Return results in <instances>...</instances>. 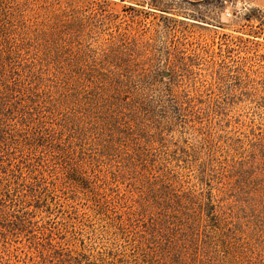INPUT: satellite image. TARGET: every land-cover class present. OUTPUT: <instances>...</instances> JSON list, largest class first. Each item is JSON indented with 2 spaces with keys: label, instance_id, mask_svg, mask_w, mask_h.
Segmentation results:
<instances>
[{
  "label": "rangeland",
  "instance_id": "374dc122",
  "mask_svg": "<svg viewBox=\"0 0 264 264\" xmlns=\"http://www.w3.org/2000/svg\"><path fill=\"white\" fill-rule=\"evenodd\" d=\"M4 3L1 19L28 32L17 43V63L30 68L32 85L49 91L47 121L61 122L68 102L73 119L101 121L104 109L89 105L102 86L96 77L109 79L118 62L143 74L130 91L154 112L111 147H103L108 132L81 136L71 126L68 157L35 154L36 183H45L39 193L35 178L24 187L36 195L10 206L17 219L0 211V264H174L170 251L147 241L138 209L143 176L162 171L213 198L224 214L232 210L219 231L204 229L214 261L186 257L188 264H264L263 219L243 206L254 205L255 175L249 188L240 185L248 173L264 172V0ZM135 149L146 152V164L129 166L116 152ZM18 219L25 224L13 225Z\"/></svg>",
  "mask_w": 264,
  "mask_h": 264
},
{
  "label": "trees",
  "instance_id": "16d2710c",
  "mask_svg": "<svg viewBox=\"0 0 264 264\" xmlns=\"http://www.w3.org/2000/svg\"><path fill=\"white\" fill-rule=\"evenodd\" d=\"M4 9H6L4 0H0V10ZM3 14L8 15V13L0 11V211L2 213L7 211L11 217L17 219V214L14 212L16 210L10 206H23L29 199V195L32 197L36 195L28 194L27 189L24 188L33 178L36 185L38 180L36 178H39L38 175L36 176L39 168L32 162L35 154L46 152L51 159L53 156L68 157V145L76 139L73 138L72 127L81 136L86 135L87 130L93 131V134L96 132L97 135L102 130L100 134H104V131L108 132L109 134L105 135L110 139H104L103 147H111L109 145L113 138H120L123 134H127L126 130H131V133L127 135L136 134L133 132L135 130H142L144 126L141 123L142 120L153 115L154 107L150 101H141L144 99L138 97L137 89H134L132 93L130 91L137 81L142 82L140 78L143 74L127 70L130 64L118 62L114 66V74L111 71L109 79L103 80L101 76L96 77L102 86L98 88L97 96L89 105L94 109H104L105 114L102 115L101 121H99L100 118H95L94 125L84 114L80 117L74 116L73 119V114H70L73 104L71 102L63 108L65 115L59 120L61 122L54 124L52 119L47 121L49 112L42 110L51 105L49 91L32 85L29 81L30 68L25 71L24 67L17 63L19 53L17 43L28 32L24 31L22 24L17 27L10 23L11 21L2 20ZM104 69L107 72V69ZM96 71L99 72V70ZM82 86H84L83 90L87 87L85 83ZM85 104L88 105V102ZM89 125L92 126L89 128ZM95 137L93 136V139ZM110 150L102 149V155ZM116 152L129 166L139 159L141 164H146L143 160L147 156L145 151L135 149ZM259 155L258 162H264V150L260 151ZM44 156V161L47 162V155ZM167 172L170 174L162 171L159 175L151 177L150 174L145 176L143 173L146 179L140 191L138 209L142 217L147 220L145 234L147 241L153 243L156 246L155 249H161L163 252L170 251L176 257V261L173 260L174 264L184 262L188 264V257L199 261L203 259H207L208 262L214 261L215 255L207 246L210 236L204 235V229L211 224L212 230L219 231L220 227H224L223 222L233 217L230 215L232 210L225 211L224 214L223 207L213 198L194 194L183 186L179 177ZM41 173L39 172V175ZM253 174L255 176L251 182L255 195L249 194L254 197L252 199L254 205L249 207L251 203L246 202L243 206L245 210L257 213L255 216L262 217V228H264V172L257 170V173H248V177H244L248 181L241 177L240 185L246 184L245 188H249L248 183ZM39 182L40 185L37 184L33 192L39 193L43 189L45 183L43 177H40ZM235 202L242 204L239 199H235ZM18 220H13L12 224L22 226L26 222V220L20 219L19 222ZM260 231L264 233L263 229ZM140 238L143 242L144 236L141 235ZM142 242L138 244V247L145 250V244ZM184 258L185 260H182Z\"/></svg>",
  "mask_w": 264,
  "mask_h": 264
}]
</instances>
